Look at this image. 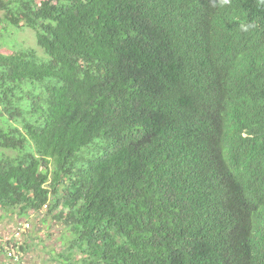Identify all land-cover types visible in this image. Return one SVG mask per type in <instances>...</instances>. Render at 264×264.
I'll return each instance as SVG.
<instances>
[{
	"label": "trees",
	"instance_id": "trees-1",
	"mask_svg": "<svg viewBox=\"0 0 264 264\" xmlns=\"http://www.w3.org/2000/svg\"><path fill=\"white\" fill-rule=\"evenodd\" d=\"M0 14L41 50L0 51V209L45 208L68 231L53 263L264 257V0Z\"/></svg>",
	"mask_w": 264,
	"mask_h": 264
},
{
	"label": "rangeland",
	"instance_id": "rangeland-1",
	"mask_svg": "<svg viewBox=\"0 0 264 264\" xmlns=\"http://www.w3.org/2000/svg\"><path fill=\"white\" fill-rule=\"evenodd\" d=\"M3 37L11 40V43L3 40ZM19 47L34 48L41 54L30 29H17L0 23V51L9 52ZM46 213L43 208L40 212L28 211L21 216L17 210L10 212L0 209V264H61L53 263L52 257L62 251L65 238H68L69 234L59 222L54 221ZM21 222L29 224V229L24 232L29 231L31 235L15 239L14 231ZM17 244L22 246V251L17 249ZM8 251L19 254L20 259L8 258Z\"/></svg>",
	"mask_w": 264,
	"mask_h": 264
},
{
	"label": "built area",
	"instance_id": "built-area-1",
	"mask_svg": "<svg viewBox=\"0 0 264 264\" xmlns=\"http://www.w3.org/2000/svg\"><path fill=\"white\" fill-rule=\"evenodd\" d=\"M29 224L26 222H21L17 228L14 231V237L15 239H20L22 234L24 233L25 230L29 229ZM16 247V246H15ZM19 245L17 244V249H18ZM16 249V248H15ZM14 251V250H13ZM7 256L10 258H13L14 260H18L20 258V256L14 252L8 251Z\"/></svg>",
	"mask_w": 264,
	"mask_h": 264
},
{
	"label": "clouds",
	"instance_id": "clouds-1",
	"mask_svg": "<svg viewBox=\"0 0 264 264\" xmlns=\"http://www.w3.org/2000/svg\"><path fill=\"white\" fill-rule=\"evenodd\" d=\"M240 264H242V263H240ZM256 264H264V257L262 254H256Z\"/></svg>",
	"mask_w": 264,
	"mask_h": 264
},
{
	"label": "crops",
	"instance_id": "crops-1",
	"mask_svg": "<svg viewBox=\"0 0 264 264\" xmlns=\"http://www.w3.org/2000/svg\"><path fill=\"white\" fill-rule=\"evenodd\" d=\"M30 235H31V233H30L29 231L24 232V233L22 234L23 237L30 236ZM23 237H21V238H23ZM22 242H23V241H22Z\"/></svg>",
	"mask_w": 264,
	"mask_h": 264
}]
</instances>
